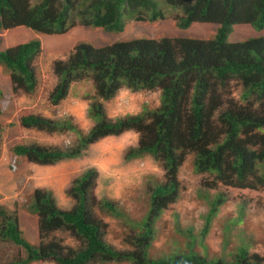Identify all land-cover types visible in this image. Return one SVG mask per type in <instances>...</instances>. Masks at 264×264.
Segmentation results:
<instances>
[{"label":"trees","instance_id":"16d2710c","mask_svg":"<svg viewBox=\"0 0 264 264\" xmlns=\"http://www.w3.org/2000/svg\"><path fill=\"white\" fill-rule=\"evenodd\" d=\"M168 18L179 29L194 22L217 24L218 28L209 40L163 37L118 40L102 47L77 44L66 61L53 63L60 81L51 99L57 102L64 98L71 82L91 81L94 95L88 114L94 126L82 134L65 123L22 117L23 127L47 133L74 130L78 142L64 151L23 145L12 149L29 162L50 165L81 157L104 137L125 131L137 133L138 146L130 149L125 159L150 155L163 163L171 177L153 190V218L142 224L140 235L130 244L133 250L121 252L101 239L100 224L93 219L87 200L95 171L87 170L67 192L75 200L71 211L59 210L50 192L33 191L28 211L37 215V246L24 239L16 212L0 207V240L24 253L5 264L47 259L57 264H264L263 258L249 254L246 247L239 248L231 261L193 252V236L185 242L186 253L179 246L162 258L152 259L148 254L153 235L149 219L156 218L167 203L175 202V174L184 156L192 155L194 172L207 176L202 178L203 188L197 190L209 208L201 237L223 204L224 195L218 190H264V35L242 42L229 40L235 25H249L256 33L264 30V0H0V32L24 26L38 34L61 35L80 25L120 35L129 21L154 23ZM40 46V41L33 39L0 49V65L9 72L15 91L35 89L32 62ZM122 88L133 92L160 90V105L109 120L103 102ZM208 178L212 180L208 182ZM96 203L101 211L120 216L111 201ZM58 230L70 232L82 246L64 250L66 247L51 234Z\"/></svg>","mask_w":264,"mask_h":264},{"label":"rangeland","instance_id":"374dc122","mask_svg":"<svg viewBox=\"0 0 264 264\" xmlns=\"http://www.w3.org/2000/svg\"><path fill=\"white\" fill-rule=\"evenodd\" d=\"M217 28V24L197 23L192 24L191 27L183 34L195 38L210 39L213 37ZM169 32L170 34L174 33L175 35L181 36L174 21L170 18L154 23L129 21L125 26L124 32L120 35H115L113 33L108 34L104 33L101 29L85 28L78 25L76 26V30L72 36V42H74L75 46L77 44L85 43L91 45L92 47H102L110 45L118 40L122 41L133 37L151 39L164 37ZM259 35H264V30L260 33H255L250 29L249 25H235L229 40L232 42H241ZM51 46L52 48L56 47L55 44H51ZM69 54L70 53H68L64 58L58 60L66 61ZM39 56L40 64L43 65L47 62L48 57L46 51ZM34 69L36 71V68ZM48 73V78H43L49 82L51 78L49 70ZM55 76L58 78L59 84L60 77L56 74ZM72 83L78 84L77 87L72 90V95L76 98L86 99L88 101L87 105L89 109V105L91 103L90 98L94 95L92 82L78 81L71 82L70 84ZM48 88L49 83H46L44 85V89L38 88L37 91L33 90L32 92L27 93L32 98L29 97V100L26 103L25 101H27V97L23 96L22 98L20 94L19 101L23 104L21 107H30L33 112V115L31 116L46 119V117H43L42 114H44L46 110L52 111V105L55 106L58 102H53L51 97L54 91L49 94ZM150 92H152L150 95L151 103L157 104V101H160V90H153ZM2 93L3 92L1 91L0 100L4 99V93ZM46 98H48V102H45ZM68 102L69 99L63 103V106H65V103ZM3 103L4 102L1 101L0 109ZM4 112L6 111L3 109L2 111L0 110V126L2 127V129H0V200L3 198L4 193H2L1 190H6V186L3 184L4 177L7 175L10 178H13V175L7 171L8 168L12 169V165H15L18 169L19 163L23 162L20 158L16 160L14 157L10 158L13 153V147H10L9 145H12L17 141L15 128L18 125L17 117H20L21 114H18V116L16 114L14 115V118H12L7 115L8 113ZM26 112L29 113L27 110ZM105 115L107 119L115 120L108 117L106 110ZM1 117H6L9 122L4 123V121L1 120ZM65 120H67L66 123L69 124L68 119L61 121L60 119H56L55 122L61 123ZM25 129H33L35 131H27ZM58 131L47 133L36 128L22 127L20 132L22 136V144L26 141L29 146H38L36 143L39 141L41 144H46V139L51 138V136L55 134L58 136V140L55 142L52 141V143H47L49 145H46V147L43 148H57L64 151L67 148H74L75 145H77L78 140L72 141L71 139H68L70 143L65 142V140L69 137L67 133L70 130L64 129L62 131ZM16 133H19L18 129H16ZM63 135L67 136L62 137ZM111 140L112 139H110V142ZM107 142V146L110 147L111 143L109 144V140ZM4 144L9 148V151L6 150L7 148L5 146L3 147ZM109 149L116 148L114 147ZM130 149L132 148L128 147L124 153H120V163L116 162L120 160V157L115 158V155H111L114 161L109 162L108 158L110 156H105L106 160H104V162L106 165H111L110 169L114 176L105 179L102 178L96 171L92 177L93 184L87 188V200L91 205V215L93 219L100 224L101 239L114 249L121 252L133 250L134 247L130 244H134L132 243L134 242V238L140 235L142 224H144L146 219L153 218L154 213H150L151 195L153 190L160 185L166 184L171 177L169 170L164 168L163 163L154 159L150 155L126 160V154ZM192 160V155L184 156L182 164L176 170L175 179L177 182V190L175 202L167 203L166 206L161 208V211L156 218L152 220L149 219V222H151L150 227L153 230V235L150 239V246L148 248L149 257L152 259L165 257L170 255L174 250H177V247L179 246L183 249L184 253H186L189 250L186 248L185 242L190 240V236H193V252H200L203 255L206 254L211 259L219 258L218 253L214 252L219 246L227 248V252H229L228 256H230V252L233 254L238 248L243 246L247 247L251 254L257 253L264 258V190L256 191L236 188L218 190L224 195L223 204H220V207L218 206V214L213 219L212 225L209 227L210 230L208 234L201 237L200 231L205 224V216L209 212V208L197 195V190L199 188H203L200 186L201 181L202 178H207V176L198 175L194 172ZM122 163H126L124 169H122L124 167L121 166ZM127 165H129V167H127ZM90 169L95 171L94 168ZM119 169L121 172L117 173ZM25 180V178L16 179V181H19L20 183L24 182V184ZM211 180V178H208V182ZM96 183H100V187L102 188L101 190H96ZM119 183H123L124 185L119 187L118 190H104L105 187H117ZM121 188L125 190H120ZM25 191L26 190H24V192ZM218 196L219 195L216 197ZM102 199H106L114 203L119 211L118 215L120 216L115 218L109 213L101 211L99 207L96 206V202ZM16 202L18 204H14V210L17 212L19 223L23 227L21 229L22 235L24 239L30 240L32 239V231H26L25 229L33 224V220H36V217L28 211V206L31 202L30 196L23 198L21 195L19 200ZM70 209H72V207ZM51 234L61 246L66 247L63 248L64 250H66L67 247L76 250L82 246V243L68 231L58 230ZM35 245L37 246L38 242H36ZM203 246L206 248L204 249ZM224 256L225 255H223V257ZM18 257H23L22 249L9 242H3L0 240V264L11 262ZM230 259L231 257H229L228 260ZM31 264L56 263L52 259H48ZM106 264L130 263L111 262Z\"/></svg>","mask_w":264,"mask_h":264},{"label":"crops","instance_id":"0c3cea01","mask_svg":"<svg viewBox=\"0 0 264 264\" xmlns=\"http://www.w3.org/2000/svg\"><path fill=\"white\" fill-rule=\"evenodd\" d=\"M75 30L76 27L61 35H43L37 34L32 30L26 29L24 27H15L6 30L0 34V49L1 51H4L8 48L38 38L41 43L40 53L42 54L44 51H46L48 60L42 65L39 61L40 56H37L36 59L33 61V67L36 68V86L34 91H37L38 88L44 89V85L46 83H49L48 92L49 94H51L58 84V78L55 76L52 70V63L55 60L64 58L68 53L73 50L75 45L74 42H72V36ZM171 36L176 37L174 33H171ZM51 44H55L56 47L52 48ZM48 70L51 73V78L49 82L45 80V78H43H48ZM77 85V83L70 84L65 97L59 100L55 104V106L52 105V111L46 110V112L42 114V116L46 117V119L49 118V120L53 121H55L56 119H60V121L68 119L70 121H68V123H71V126H74L78 131H82V134H86L91 129L94 123L91 119H89L88 116V101L86 99L76 98L71 93L72 90L77 87ZM1 91L5 95L2 93L4 99H1L0 103L1 101H3L4 103L2 104L0 110L2 111L3 109L4 111H6L4 113H8L7 115L12 118H14V115L16 114L17 116L18 114H21L20 117H17L18 125L15 128V135L17 137V141L12 145L9 144L10 147H14L17 145L29 146L27 141L22 144V136L20 133L22 126L20 124V118L23 116L33 115V112L31 111L30 107H21L23 104H21V102L19 101V95L21 94L22 98L23 96L27 97V101H25V103L28 102L29 97H32L28 95L27 93L29 92L24 91V89H18L17 91L13 90V84L11 82L10 74L3 68V66H0V93ZM151 94L152 92L150 91L132 92L128 89L123 88L119 90V92L113 99L104 103V108L108 117L111 119L124 117L126 115H135L142 112L144 107L154 109L159 106V100L157 101V104L151 103ZM67 99H69V102L65 103V106H63V103ZM45 102H48V98H46ZM25 109L29 111V113H27ZM1 120L4 121V123L9 122L6 117H1ZM66 121L67 120H65V122ZM16 129L19 130V133H16ZM25 130L35 131L33 129ZM67 135L69 137L65 140L66 143H70L68 139H71L72 141L78 140V136L74 132V130H70ZM67 135H63L62 137H65ZM110 139H112L111 142ZM57 140L58 136L54 134L51 136V138L46 139V144H41V142L39 141L36 143V145L46 147V145H49L47 143H52V141L55 142ZM108 140L109 144L111 143L110 147L107 146ZM137 144L138 135L133 131H126L118 136L106 137L91 144L84 152V155L79 158L64 159L50 165H40L32 163L29 162L25 156H17L12 153L10 158L14 157L15 160L20 158L23 162L19 163L18 169L15 165V168L13 170L8 168L7 171H9V173L13 175V178H10L7 175L4 177L3 184L4 186H6V190H1V192L4 193L3 198L0 200V204L12 210L14 207V203L19 200V197L21 195L23 198H26L30 196L35 189H42L48 190L52 193L56 205L60 210L70 211V208L73 206V200L67 196V190L71 188L73 182L77 178H79L83 174V172L90 168L96 169L98 174L102 178L106 179L113 177L114 175L110 169L111 165H106L104 162V160H106L105 156H110L108 158L109 162L114 161L111 155H115V158L120 157L119 161L115 160L117 163H120V153H124L128 147H136ZM4 146L7 148L6 150L9 151V148L5 144L3 145V147ZM114 147L116 149H109ZM125 164H121V166H124L122 169L125 168ZM127 167H129V165H127ZM120 172L121 170L119 169L117 173ZM24 178L26 179L25 184L24 182L20 183L19 181H16V179ZM123 185V183H119L117 187H105L104 190H118L119 187ZM101 189L102 188L100 187V183L97 184L96 190ZM24 190L26 191L24 192ZM120 190L125 189L121 188ZM20 228H23L22 225ZM25 230L32 231V239L28 241L35 242L38 238L37 218L36 220H33V224H31Z\"/></svg>","mask_w":264,"mask_h":264},{"label":"clouds","instance_id":"9594fccd","mask_svg":"<svg viewBox=\"0 0 264 264\" xmlns=\"http://www.w3.org/2000/svg\"><path fill=\"white\" fill-rule=\"evenodd\" d=\"M175 23V22H174ZM197 23H199V22H194V23H192V24H197ZM191 24V25H192ZM202 24H209V23H202ZM191 25L187 28V29H189L190 27H191ZM240 25H246V24H240ZM78 26V25H77ZM80 26V25H79ZM18 27H24V26H18ZM76 27V26H75ZM74 27V28H75ZM82 27V26H81ZM24 28H26V27H24ZM176 28L179 30V33L181 34V36H185V37H181V36H179V35H176V37H173V36H171V34H170V32L169 33H167L166 34V36H164V37H168V38H192V39H199V40H209V39H206V38H195V37H188V35H186V34H183V33H185L186 31H187V29H179L177 26H176ZM234 28V27H233ZM26 29H29V28H26ZM250 29L252 30V31H254L251 27H250ZM31 30V29H30ZM71 30V29H70ZM125 30V29H124ZM216 31V30H215ZM4 32V31H3ZM34 32V31H33ZM124 32V31H123ZM122 32V33H123ZM233 32V31H232ZM232 32L230 33V35L232 34ZM2 32H0V34H1ZM256 33V32H255ZM38 34V33H37ZM44 35V34H43ZM259 36H261V35H259ZM258 36V37H259ZM1 37V36H0ZM230 37V36H229ZM257 37V36H256ZM133 38H135V37H133ZM160 38H163V37H156L155 39H160ZM251 38H253V37H251ZM36 39H38V38H36ZM131 39V38H130ZM210 39H212V38H210ZM39 40V39H38ZM126 40H128V39H126ZM31 41V40H30ZM40 41V40H39ZM119 41H121V40H119ZM123 41V40H122ZM29 42V41H28ZM242 42V41H241ZM25 43H27V42H25ZM233 43H235V42H233ZM22 44H24V43H22ZM20 45V44H19ZM40 45H41V43H40ZM5 51V50H4ZM73 51V50H72ZM71 51V52H72ZM40 52H41V46H40ZM70 52V53H71ZM40 54H38L37 56H39ZM36 59V58H35ZM34 59V60H35ZM55 61H59V60H55ZM54 61V62H55ZM53 62V63H54ZM53 63H52V67H53ZM0 66H2V65H0ZM32 67H33V62H32ZM3 68L6 70V68L3 66ZM33 69H34V67H33ZM7 71V70H6ZM34 73H35V70H34ZM35 79H36V77H35ZM12 82V81H11ZM13 88H14V86H13ZM20 89H22V88H20ZM123 89V88H122ZM126 89V88H125ZM14 90V89H13ZM18 90V89H17ZM16 90V91H17ZM121 90V89H120ZM129 90V89H128ZM15 91V90H14ZM24 91H26L25 89H24ZM131 91V90H130ZM153 91V90H152ZM27 92V91H26ZM119 92V91H118ZM117 92V93H118ZM133 92V91H132ZM139 92H143V91H139ZM160 94H161V92H160ZM0 95H1V93H0ZM117 95V94H116ZM115 95V96H116ZM93 96V95H92ZM114 98V97H113ZM112 98V99H113ZM107 102V101H106ZM104 103L105 102H103V105H104ZM160 105V104H159ZM159 107V106H158ZM157 107V108H158ZM105 109V108H104ZM148 109V108H147ZM89 110V109H88ZM29 116H31V115H29ZM88 116H89V114H88ZM127 116V115H126ZM23 117H26V116H23ZM125 117V116H124ZM22 118V117H21ZM20 118V119H21ZM90 118V117H89ZM120 118H123V117H120ZM91 119V118H90ZM92 120V119H91ZM93 121V120H92ZM61 123H65V124H67L65 121H63V122H61ZM94 123V122H93ZM67 125H70V124H67ZM22 126V125H21ZM23 127V126H22ZM24 128H26V127H24ZM64 130V129H63ZM69 130V129H68ZM75 132V131H74ZM126 132V131H125ZM76 133V132H75ZM124 133V132H123ZM77 134V133H76ZM122 134V133H121ZM78 136V135H77ZM118 136V135H117ZM139 141V140H138ZM24 146V145H23ZM137 146H138V144H137ZM136 146V147H137ZM15 147V146H14ZM13 147V148H14ZM136 147H133V148H136ZM132 148V149H133ZM13 152V151H12ZM84 154V153H83ZM16 155V154H15ZM17 156H20V155H17ZM79 158V157H78ZM37 164V163H36ZM40 165H42V164H40ZM15 168V166L14 165H12V170ZM93 169V168H92ZM88 170H91V169H88ZM95 170V172L97 171L96 169H94ZM87 171V170H86ZM84 173V172H83ZM81 177V176H80ZM78 179V178H77ZM96 185H97V183H96ZM73 186V185H72ZM71 186V187H72ZM95 188H96V186H95ZM71 188H69V190H70ZM37 190H42V189H37ZM69 190H67V192L69 191ZM43 191H47V192H50V191H48V190H43ZM33 193V192H32ZM51 193V192H50ZM51 195H52V193H51ZM67 196L68 197H70L68 194H67ZM52 198H53V200H54V202H55V199H54V197H53V195H52ZM71 198V197H70ZM30 199L32 200V194L30 195ZM72 200H73V205L75 206V200L73 199V198H71ZM31 203V202H30ZM15 205L16 204H18L17 202H15L14 203ZM30 205V204H29ZM55 205H56V202H55ZM74 206H72V209L74 208ZM0 207H2V208H4L5 207V209H7V210H9V211H11V212H16L15 210H14V207H13V209L12 210H14V211H12V210H10V209H8L6 206H4V205H2V204H0ZM56 207H57V205H56ZM58 208V207H57ZM59 209V208H58ZM72 209H70V211L72 210ZM60 210V209H59ZM241 210V209H240ZM16 214H17V212H16ZM17 217H18V215H17ZM35 217L37 218V215H35ZM20 224V223H19ZM212 225V224H211ZM37 226H38V223H37ZM20 227H21V225H20ZM202 230H203V227H202V229H201V231L200 232H202ZM209 230L210 229H208V231H207V233H206V235L208 234V232H209ZM190 231V230H189ZM201 234V233H200ZM205 236V235H204ZM203 236V237H204ZM36 242H38L39 243V233H38V238H37V240L35 241V243ZM241 247H243V246H241ZM240 247V248H241ZM239 249V248H238ZM237 249V250H238ZM246 249L248 250V253L249 254H251L250 252H249V249L246 247ZM237 250L233 253V254H231V252H230V256H228V253L229 252H227V248L226 247H221V246H219L218 247V249L217 250H215L214 252H216V253H218V257L220 258V259H222V260H225V261H231L232 260V257H233V255L237 252ZM252 254H257V253H252ZM223 255H225L224 257H223ZM258 256H260L259 254H257ZM23 256H24V253H23ZM207 257V256H206ZM229 257H231V259L230 260H228L229 259ZM261 258H263L262 256H260ZM225 258V259H224ZM215 259H217V258H215ZM264 259V258H263ZM48 260V259H47ZM41 261V260H40ZM32 263H34V262H32ZM56 263V262H55ZM57 264V263H56Z\"/></svg>","mask_w":264,"mask_h":264}]
</instances>
